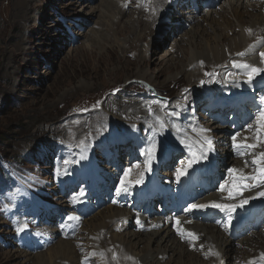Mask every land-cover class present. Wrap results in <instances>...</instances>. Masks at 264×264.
I'll return each instance as SVG.
<instances>
[{
    "label": "bare ground",
    "instance_id": "bare-ground-1",
    "mask_svg": "<svg viewBox=\"0 0 264 264\" xmlns=\"http://www.w3.org/2000/svg\"><path fill=\"white\" fill-rule=\"evenodd\" d=\"M92 1L93 0H82V2L79 3V0H73L68 1L66 4H61L60 6L67 10L73 7L75 11H82L83 14L88 15L86 20L80 21V29H83L81 26H86V21L88 22L91 21L92 18H96L93 21L95 28H90L88 31L94 34V36H90L89 42L100 47V41L104 43V41H107V38L110 37L111 40L108 41L110 44L105 45L107 46V55L112 49H115V47L120 54L129 53V47H132L134 42H137V30H142L140 32H143L144 36L151 37L143 47L145 50L144 54L139 56V60H144L147 58L146 53L149 51L150 45L159 43L155 37L160 38V33L169 36L172 32L173 25L179 22V16H183V18L189 21L194 20L189 30L180 38V42L172 46L174 50L172 49L171 51L170 49L164 55L162 54V56H164L163 61L166 62L167 60H173L172 57H175L174 59H177V61L173 62V64H175L173 67L180 64L181 68H179L178 65L177 71L172 74L171 70L173 69L162 66L157 72L154 71V73L148 75V72L144 68L139 67L134 73L135 77L148 80L151 86H154L152 83H161L157 78L162 75L163 72L166 74V77L162 81L163 83L166 81H176L177 77H179L178 80L183 79L186 82V91H181L168 104L159 103L157 99L152 104H150V100L143 101L145 104L143 105L142 100L131 99L126 101L109 98L106 102L107 106H105L104 109L98 110L94 116H90L89 119H81L80 121L74 122L73 124L75 127L73 128L69 125V137L73 138L82 133L95 134L92 135L93 138L104 136L110 131L106 128V121H111L115 124L120 121L123 126L122 128L132 135L140 126H144L149 121H152L154 128L150 129L152 130L151 137L153 142L159 143L162 141L155 130L159 129L165 132L166 138L174 143L176 135H181L184 132V128L183 126L171 125V122L176 118L185 117L183 115L184 111L182 106L184 105L187 109L188 100H197L200 93H208L210 90L219 89V85L214 79V73H217V75L227 80L222 83V87L229 88L235 86L236 90L234 92H239L241 89V87L238 86L239 81L232 77V74L225 73L223 68L233 63V61L241 64L242 62L249 61L252 66L254 65L257 67L264 64L261 62V57L259 55V53L264 52V0H227L228 7L226 4H223L217 8H215L217 5L216 0L210 2L206 1L213 10L209 11V14L206 12L203 16L198 18H191L190 16L186 17L183 15L181 9L185 8L186 5L184 3L178 6L181 15H175L178 0H138L137 3H131L127 9L128 13L130 12L129 15H135H133V19H127L132 28L128 27L129 29L125 30L126 34L120 37L118 35L121 31V27L118 25L119 29L117 27L116 30H114L115 27L113 28V26L120 22L122 17L127 13V11L124 10V4H121L120 0H102L100 5L92 7L90 5ZM115 1L120 4V8L117 7ZM29 4L30 0H17V2H15V13L22 21H27L30 18V16L26 14ZM86 8H89V11H86ZM132 9L135 10L131 12ZM144 13L145 17L142 16ZM245 17H247V19H245ZM109 19L112 20L111 23ZM108 20L109 22L107 24ZM120 25H122V23ZM178 25L180 26V24ZM156 29L159 33L157 36H155L157 32H154ZM249 29L251 30L250 32L248 31ZM230 32H232L231 36L228 35ZM78 34L86 36L88 33L85 31L84 33L80 32ZM131 34L134 35L132 39L129 37ZM256 37L263 38L262 43L256 47H250V43ZM184 41L187 42L188 48L186 49L187 54L185 62L183 63V55L178 57L177 54L179 55V53H177V50L185 49L181 46V43ZM200 43L203 45H200ZM126 44L129 47L126 48ZM54 49H56V47H54ZM55 51H58V49ZM57 53L58 52H56V54ZM237 53H245V55L237 56ZM15 55V52H13L11 57L13 58ZM126 56L129 55L127 54ZM251 57L254 58L250 59ZM201 61L203 64H201ZM11 63L12 62H10V64L6 63L5 68H7V66L8 69L11 68ZM206 73L212 75H206ZM167 74L169 75L167 76ZM78 87L79 90L88 91L92 88V85L81 81ZM67 96H70V94H68L67 91L63 92L62 95L56 99V102H62ZM113 110H117L118 113L113 115ZM176 113H178V115ZM115 116L119 119L114 118ZM99 118H101L102 121H100V124H104L101 125V127L98 126L99 122L97 120ZM57 123H59V121H56V124ZM210 124L211 123H209V125ZM117 125L119 124L117 123ZM189 125L194 127L195 121L190 120ZM91 129H94L95 132L92 133ZM246 129L247 132L237 137L238 143H258V137L264 138V128H260L258 124L254 123L252 129L248 126ZM208 134L211 135L212 133L210 131L197 133L196 138L199 140L204 136L210 138ZM83 140L84 139L80 140V143L75 142V144L81 145L83 144L81 143ZM215 146L217 148L225 147L224 140H217ZM190 148L193 147H189V149ZM260 152H264V143H260L255 149H250L248 152L250 155H244L247 163L253 165L251 163L253 157L258 156ZM228 153L231 155L229 164L224 158L222 160L220 159L221 161L217 159L218 167L237 169L238 172L234 175L236 176V180H239L240 175H257L255 165L252 170L253 172H250L243 156L235 154L233 150L228 148V151L225 152V158H228ZM172 162L173 159L170 163ZM105 167L109 170V173L106 175L108 179L113 178L121 171V167L113 161H109ZM68 176L69 175H67V177ZM68 179L71 178L68 177ZM227 181L229 185L232 184V180ZM248 182L247 180L245 181V183ZM205 186L206 188H212L209 184H205ZM260 191H264V185L255 188L252 192L248 190L243 191V197L245 195L246 197L255 198L250 199L249 203L244 208H237L234 212L229 214V216L236 219L245 216L247 220L245 221L244 228L248 227L250 224L256 228V219L259 218V226L256 232H252L243 238L237 239V241L234 240V238L240 234L238 228H235V231L231 232L232 227L230 224L223 228L222 226H217L213 220H204L200 216H196L194 220L188 223L187 220L191 219L186 216V212L182 208H177L175 205L173 207L169 206L165 212L170 223L166 226L161 223L158 227L156 226L157 230H152L150 232L146 231L148 227H145V233H139L132 229L131 225H134L132 222L129 223L130 226L122 230L119 222L121 219L128 221L131 215L130 211L118 207L106 206L104 209L95 212L88 218H85L84 215L75 214L76 217H79V220L74 222L80 225L84 224L85 228L83 226L82 228L78 226V228H81L83 232L87 231L86 234L82 238L78 237L79 239L77 241L75 239H64V231L60 229L58 234L61 236V239L56 238L53 242L55 244L53 245L52 243L50 248L47 249L49 259H46L44 263L74 264L78 258H80L74 243H80L81 245L79 244V246L81 249L86 248L82 256L91 249L98 260L104 259V264H264V258L261 256V254L264 253V197H259L257 195ZM214 194L217 197L216 202L218 203H221L222 200H228L222 203L233 202L228 199L227 191H215ZM209 201H212V199L208 197L203 202ZM58 202L60 203L59 205L62 206L65 203V196H59ZM253 202H259L260 204L250 210L249 205ZM172 212H174V214H172ZM251 213L258 214L251 219ZM178 216L180 217L177 218ZM141 217L143 218V216ZM50 218L51 214L49 211H45L42 213L40 222L47 226ZM154 220H158L157 217L153 216L150 223L151 225ZM201 221H207L208 224L202 223ZM68 222L69 221H66L65 225H67ZM117 227L120 229L115 233L114 230L117 229ZM47 228L52 229L53 227L50 225L47 226ZM41 230L42 227H40V231ZM179 230L184 232L182 239L178 238L175 234L178 233ZM191 230H193V233L196 235V239H202L198 244L196 240L189 235ZM226 234L234 238L228 237ZM48 241V236H43L40 247L46 246ZM184 241L193 244V250H190L188 245L183 243ZM139 245H143V247L140 250H136ZM198 246L203 247L198 248ZM29 247L30 249L39 248V245L33 243L30 244ZM24 254L26 256L28 255L26 253ZM93 261H95V258Z\"/></svg>",
    "mask_w": 264,
    "mask_h": 264
},
{
    "label": "rangeland",
    "instance_id": "rangeland-1",
    "mask_svg": "<svg viewBox=\"0 0 264 264\" xmlns=\"http://www.w3.org/2000/svg\"><path fill=\"white\" fill-rule=\"evenodd\" d=\"M68 1L73 0H30L26 12L30 18L22 21L15 13L17 0H0V264H45V260L49 259L47 249L50 246L26 250L13 238L10 226L4 221L7 220L12 225L13 218L18 216L17 212L11 213L7 210L10 206L31 200V197L27 196L19 201L18 190L19 195L25 196L31 191L44 200L52 199L55 206H60L52 185L64 177L63 168L68 165L65 161L74 163L77 156L90 152L92 159L98 164L99 172L95 173V176L102 177L107 160H114L116 163L121 161L122 168L135 167L140 160L135 159V156H140L139 135L144 132L142 126L138 129L141 132L135 141L132 135L122 128L120 121L117 122L119 125L106 121L109 133L94 138L92 135L95 134L90 133L69 137V125L73 128L74 122L94 116L98 110L107 106L109 98L126 101L137 99L142 100L145 105L143 101L150 100V104L156 99L161 103L172 101L181 91H186V82L183 79L178 80L179 77L176 81L163 83L166 77L163 72L157 78L161 83H152L154 86H151L148 80L135 77L134 73L141 67L151 75L162 66L173 69L172 74L176 72L178 65L181 68L180 64L173 67V62L177 59L172 57L173 60L166 62L163 61L162 54L170 49L172 51V46L179 43L180 38L189 29L182 33L174 29L169 36L160 33V38L155 37L159 43L150 45L144 60H139V56L144 54L143 47L151 37L144 36L143 32H140L142 30H137V42H134L132 47L126 44V48L130 49L129 53L120 54L115 47L107 55L105 45L110 44L108 41L111 38L108 37L107 41H104L105 44L100 41V47L89 42L90 36L94 34L88 31L95 28L93 21L96 18L86 21V26H81L83 29H80V21L86 20L88 15L75 11L73 7L67 10L60 6ZM137 1L120 0V3L124 4V10L127 11L131 3ZM81 2L82 0H79V3ZM100 2L102 0H93L90 5L97 7ZM115 3L120 8V4L116 1ZM223 4L227 6V0H218L217 6ZM133 10L135 9L131 12ZM86 11H89V8H86ZM129 14L127 11L120 22L113 26L114 30L118 25L121 27L119 37L126 34V29L132 28L127 19H133L135 15ZM142 16L145 17V13ZM85 31L88 33L86 36L78 34ZM154 32L156 33L157 29ZM71 34L77 36L72 40L77 42L75 46H70L68 41H64L71 39ZM158 34L157 32L155 36ZM231 34L232 32L228 33L229 36ZM129 37L132 39L134 35ZM259 41L260 38H255L249 46H256ZM181 46L185 49L177 50V56L183 55L184 63L187 42H182ZM54 47L58 51H55ZM13 52L16 55L12 58ZM127 54L129 56H126ZM10 62L11 68H5V64ZM214 75L219 78L217 73ZM81 81L92 85V88L88 91L79 90ZM65 91L70 96L65 97L62 102H56ZM199 95L200 98L202 93ZM115 113L118 111L113 110L112 114ZM56 121L59 123L56 124ZM97 121L99 127L104 125L100 124L101 118ZM91 132L94 133L95 130L91 129ZM82 139L84 140L81 145H85L84 147L75 144ZM63 148H67L71 153L62 151ZM249 168L253 169L254 165ZM28 210V206L22 204L20 212ZM35 213L36 211H32V214ZM83 227L85 228V225ZM86 232L81 230L74 239L77 241L78 237L82 238ZM114 232L117 233L118 230L115 229ZM245 234L246 232L240 235ZM74 244L76 246L79 243ZM142 247L143 245H139L136 250ZM78 255L80 258L74 264H80L84 257ZM95 261L96 264H102L97 257Z\"/></svg>",
    "mask_w": 264,
    "mask_h": 264
},
{
    "label": "snow or ice",
    "instance_id": "snow-or-ice-1",
    "mask_svg": "<svg viewBox=\"0 0 264 264\" xmlns=\"http://www.w3.org/2000/svg\"><path fill=\"white\" fill-rule=\"evenodd\" d=\"M251 31L250 29L248 30ZM251 47V46H250ZM245 53H237V56H243ZM261 57V62L264 63V52L259 53ZM201 64L203 62L201 61ZM233 67L236 68H244L245 69V75L248 77L247 82L251 83L255 76L259 75L261 72H264V68H258L249 64H241L237 63L236 61H233ZM206 75H212L206 73ZM261 103L264 104V96L261 98ZM259 115L256 117L257 124L260 128H264V108L258 109ZM178 115V113H176ZM252 125H249V128H251ZM209 131L208 129H200V132L204 133ZM239 133L233 135L231 137L233 148L237 151L238 155L244 156L245 149H255L259 146L260 143H264V138L258 137V143H238L237 142V136ZM83 143V142H81ZM183 143V140L181 141ZM207 146V147H205ZM214 150L213 140L207 136H204L200 140V153L199 156L196 153H191V158L187 161V163L184 165L183 168H178L176 170V178L179 182L180 178L188 173V170L193 167L196 163H198L200 160L205 159L208 152H211ZM155 148H146L142 149L141 154L146 155L148 157V164H146L145 170H148V166L151 163V160L154 158L155 155ZM160 152H163L164 149L161 147L159 149ZM191 151V149H190ZM83 159V157H82ZM67 164L68 161H65ZM247 165V161L245 162ZM251 163L256 166V173L257 175L252 176H245L240 175L239 180H234L231 185H229L228 181H225L223 184L220 185V191H227L228 193V199L232 200V203H217L215 201H212L208 204H196V203H190L185 209L186 211H193V210H200V209H206V208H213L218 209L221 212H227L231 214L234 212L237 208H244L248 203L250 199H254L255 197H243V191L245 190H252L253 188L261 187L264 185V152H260L258 156H254ZM230 176H234L238 170L234 168L227 169ZM127 170L125 171V176H127ZM142 176L140 180H137L136 183L139 184L142 182ZM249 181L248 183H245V181ZM128 191V185L124 183V179L121 178V184L116 187V193L117 195H120L122 193H127ZM80 196H83L84 193L81 191L79 193ZM259 197H264V191H260L257 193ZM69 221H76L79 220V217L69 215L67 217ZM179 223V222H178ZM27 225H22L17 228L18 232H23L26 229ZM190 236L195 239L194 233H189ZM262 258H264V253L261 254Z\"/></svg>",
    "mask_w": 264,
    "mask_h": 264
}]
</instances>
